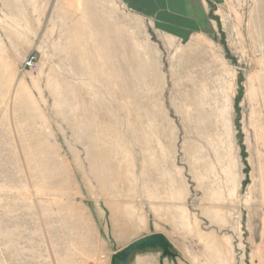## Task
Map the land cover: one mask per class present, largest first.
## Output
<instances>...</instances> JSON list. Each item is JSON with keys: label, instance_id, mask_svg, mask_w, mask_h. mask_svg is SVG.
Returning a JSON list of instances; mask_svg holds the SVG:
<instances>
[{"label": "rangeland", "instance_id": "374dc122", "mask_svg": "<svg viewBox=\"0 0 264 264\" xmlns=\"http://www.w3.org/2000/svg\"><path fill=\"white\" fill-rule=\"evenodd\" d=\"M120 1L0 0V264H264V0Z\"/></svg>", "mask_w": 264, "mask_h": 264}, {"label": "crops", "instance_id": "0c3cea01", "mask_svg": "<svg viewBox=\"0 0 264 264\" xmlns=\"http://www.w3.org/2000/svg\"><path fill=\"white\" fill-rule=\"evenodd\" d=\"M122 6H126L134 9H159L166 10L169 9L170 15L183 17L186 10L200 8L199 0H122L120 1ZM190 15H195V17H200V13H190ZM163 264H168V259L165 260Z\"/></svg>", "mask_w": 264, "mask_h": 264}, {"label": "water", "instance_id": "95a60500", "mask_svg": "<svg viewBox=\"0 0 264 264\" xmlns=\"http://www.w3.org/2000/svg\"><path fill=\"white\" fill-rule=\"evenodd\" d=\"M156 247L161 248L166 255L171 253V244L167 237L160 232H154L150 235L138 238L133 243L124 248L122 251V257L126 259L132 252L136 250Z\"/></svg>", "mask_w": 264, "mask_h": 264}, {"label": "built area", "instance_id": "2783aa9c", "mask_svg": "<svg viewBox=\"0 0 264 264\" xmlns=\"http://www.w3.org/2000/svg\"><path fill=\"white\" fill-rule=\"evenodd\" d=\"M24 67L30 70H36V68H38L37 64L32 60L30 62L25 63Z\"/></svg>", "mask_w": 264, "mask_h": 264}, {"label": "bare ground", "instance_id": "6f19581e", "mask_svg": "<svg viewBox=\"0 0 264 264\" xmlns=\"http://www.w3.org/2000/svg\"><path fill=\"white\" fill-rule=\"evenodd\" d=\"M138 263H139V264H143V260L141 259V257L139 258ZM144 264H145V263H144Z\"/></svg>", "mask_w": 264, "mask_h": 264}]
</instances>
